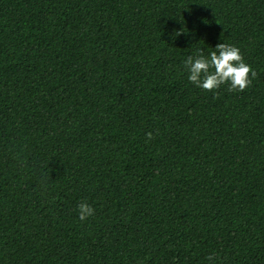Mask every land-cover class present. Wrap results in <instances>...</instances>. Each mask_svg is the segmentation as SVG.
I'll return each mask as SVG.
<instances>
[{"label": "trees", "instance_id": "trees-1", "mask_svg": "<svg viewBox=\"0 0 264 264\" xmlns=\"http://www.w3.org/2000/svg\"><path fill=\"white\" fill-rule=\"evenodd\" d=\"M220 42L242 92L188 80ZM209 254L264 264V0H0V264Z\"/></svg>", "mask_w": 264, "mask_h": 264}, {"label": "clouds", "instance_id": "clouds-1", "mask_svg": "<svg viewBox=\"0 0 264 264\" xmlns=\"http://www.w3.org/2000/svg\"><path fill=\"white\" fill-rule=\"evenodd\" d=\"M176 31L174 35H179ZM207 56L204 49L197 50L195 55H189L184 60V68L188 72V80L197 87L215 92L222 85H228V91H244L257 77V72L245 59L238 46L220 42L213 47ZM147 139H152L153 133H146ZM78 214L81 221L95 214V209L86 201L78 205ZM210 264H215V254L207 257Z\"/></svg>", "mask_w": 264, "mask_h": 264}]
</instances>
